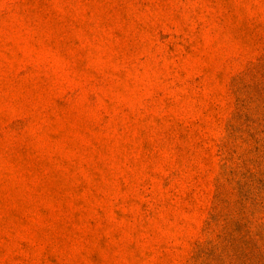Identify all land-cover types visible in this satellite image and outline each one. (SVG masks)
I'll use <instances>...</instances> for the list:
<instances>
[{
    "label": "rangeland",
    "instance_id": "1",
    "mask_svg": "<svg viewBox=\"0 0 264 264\" xmlns=\"http://www.w3.org/2000/svg\"><path fill=\"white\" fill-rule=\"evenodd\" d=\"M0 264H264V0H0Z\"/></svg>",
    "mask_w": 264,
    "mask_h": 264
}]
</instances>
